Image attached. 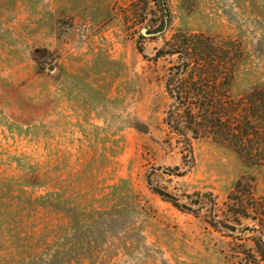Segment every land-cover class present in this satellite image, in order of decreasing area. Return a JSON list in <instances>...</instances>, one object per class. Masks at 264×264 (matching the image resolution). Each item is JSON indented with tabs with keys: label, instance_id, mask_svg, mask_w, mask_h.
Wrapping results in <instances>:
<instances>
[{
	"label": "rangeland",
	"instance_id": "374dc122",
	"mask_svg": "<svg viewBox=\"0 0 264 264\" xmlns=\"http://www.w3.org/2000/svg\"><path fill=\"white\" fill-rule=\"evenodd\" d=\"M189 36L258 104L252 162L165 125ZM258 87L264 0H0V264H264Z\"/></svg>",
	"mask_w": 264,
	"mask_h": 264
},
{
	"label": "trees",
	"instance_id": "16d2710c",
	"mask_svg": "<svg viewBox=\"0 0 264 264\" xmlns=\"http://www.w3.org/2000/svg\"><path fill=\"white\" fill-rule=\"evenodd\" d=\"M176 44L168 51L178 57L180 64L165 79V93L171 103L165 125L183 142L188 155H191V140L209 139L231 148L244 162H252L250 133L256 122L252 118L258 120L255 116L258 104L249 103V99L232 100L228 93L218 89V79L226 81L223 78L226 74L221 76L226 72H222L225 68L220 61L226 51L201 36H189ZM252 95L254 99L262 98L264 103V87L252 90ZM255 133L264 137V130ZM172 204L175 205L173 201Z\"/></svg>",
	"mask_w": 264,
	"mask_h": 264
}]
</instances>
